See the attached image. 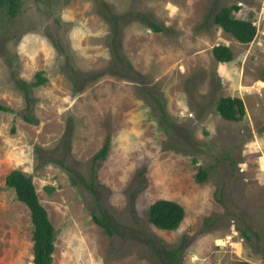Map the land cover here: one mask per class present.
<instances>
[{
    "label": "rangeland",
    "instance_id": "374dc122",
    "mask_svg": "<svg viewBox=\"0 0 264 264\" xmlns=\"http://www.w3.org/2000/svg\"><path fill=\"white\" fill-rule=\"evenodd\" d=\"M214 3L23 0L15 17L1 13L0 103L11 111H0V264H33L30 212L5 184L14 168L31 175L55 228L51 264H264V0H216L237 5L235 15L252 21L249 43L214 24L212 14L206 19ZM105 4L169 28L154 32L128 16L121 22L122 50L137 79L111 72ZM217 44L229 46L233 60L217 62L211 54ZM72 69L99 75L75 91ZM39 70L47 82L30 91L38 119L32 124L21 117L25 99L15 78L31 82ZM220 96L240 97L244 116L221 118L214 108ZM154 98L185 138L162 124ZM107 137L94 186L123 236L95 224L93 193L34 151L38 145L43 157L64 154V164L89 181L92 156ZM200 167L207 169L202 182ZM159 198L183 205L177 229L147 221L148 206ZM183 237L179 256L169 259L162 247H177Z\"/></svg>",
    "mask_w": 264,
    "mask_h": 264
},
{
    "label": "trees",
    "instance_id": "16d2710c",
    "mask_svg": "<svg viewBox=\"0 0 264 264\" xmlns=\"http://www.w3.org/2000/svg\"><path fill=\"white\" fill-rule=\"evenodd\" d=\"M22 2L23 0H0V16L1 13H4L8 17H15L21 8ZM237 9L238 7L235 4L218 6L215 0V3L211 7L210 13L207 15L206 19H208V17L212 14V21L214 24L218 25L226 33H229L237 42L249 43L255 36V25L252 21L246 18L236 16L235 11ZM100 14L110 26L108 50L112 59V67L114 68L111 72L121 78L137 79L139 77V73L131 67L130 62L122 50L121 22L124 23L129 21V18H127L128 16L134 20L143 22L147 28L154 32H165L169 30V28L156 23L146 14L141 12L128 11L118 14L114 12L108 4L104 5V9L100 11ZM124 19L126 20L124 21ZM211 54L219 63H226L234 58L233 50L225 44L214 45L211 48ZM71 74L70 78L73 81V88L75 91L82 90L83 86L87 82L94 80L99 75V73L97 74L95 71L83 73L81 71H77L76 69H72ZM46 82L47 78L43 75L41 70L35 73L34 80L31 82L21 78H15V86L23 92L25 99V111L21 114L24 121L32 124L38 123V119L35 118L31 112L32 97L30 96V91L33 88L44 85ZM154 100L157 104L159 116L163 122L162 124L168 128L169 133H177L181 137L185 138L186 136L181 135L175 130V126L169 120V115L167 114L162 101L159 98H154ZM214 108L218 115L227 121L239 120L245 114L243 101L237 96H220L217 99ZM0 111H11V108L0 103ZM68 129L69 126L67 127V130ZM11 130L14 131L13 126L11 127ZM109 149L110 140L109 137H107L102 147L92 156L89 169V181L73 167L64 164V154H62L60 158H54L49 154L43 157L42 154H44V150L38 145L35 146L34 151L41 156L42 159L39 158V161L57 163L60 168H64L72 174L70 182L73 185L81 184L93 193L98 209V213L93 212L91 214V218L95 224L103 228L108 236H113L115 234L123 236L118 223L103 207L94 186L96 166L99 162H102L107 158ZM175 151L179 150L175 149ZM192 161L195 162V158H193ZM206 177L207 169L200 167L196 174V180L202 182L206 179ZM139 178L140 183L145 186L147 184L146 166L141 167L139 171ZM5 184L14 190L16 198L20 202L24 203L30 212L33 241V264H51L56 232L49 219L47 210L39 201L31 175H28L17 168L11 169L5 177ZM47 189L48 191H52V187H47ZM184 217L185 209L183 205L172 199L159 198L150 203L148 206L147 221L161 230L177 229ZM185 242L186 238L183 237L177 247L172 249L162 247V250L164 254L169 257V259L177 258L184 248Z\"/></svg>",
    "mask_w": 264,
    "mask_h": 264
}]
</instances>
